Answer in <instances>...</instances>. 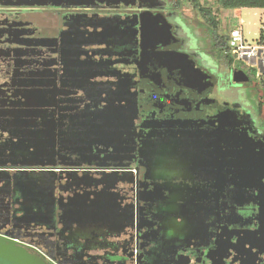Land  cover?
Wrapping results in <instances>:
<instances>
[{
	"label": "flooded vegetation",
	"instance_id": "obj_1",
	"mask_svg": "<svg viewBox=\"0 0 264 264\" xmlns=\"http://www.w3.org/2000/svg\"><path fill=\"white\" fill-rule=\"evenodd\" d=\"M121 1L52 8L34 45L0 7V233L54 264H264V106L218 98L240 68L210 65L182 11Z\"/></svg>",
	"mask_w": 264,
	"mask_h": 264
},
{
	"label": "trees",
	"instance_id": "obj_2",
	"mask_svg": "<svg viewBox=\"0 0 264 264\" xmlns=\"http://www.w3.org/2000/svg\"><path fill=\"white\" fill-rule=\"evenodd\" d=\"M131 0H129L130 2ZM170 9L182 11L183 6L190 4L198 15L203 19L200 24V32L205 39V50L218 66L225 65L228 68H240L251 76L250 82L261 85L262 94L260 98V107L264 106V74L258 77L252 67L241 60H237L231 52L230 44L227 39V33L222 31V19L219 18L214 11L209 0H165ZM218 6L226 9L241 8H261L264 9V0H216ZM122 3L121 0H0V7L19 8L16 17L18 22H13L14 27L23 33L24 37L31 45L42 38H47V34L43 33L44 28L40 25L48 26V21L54 18V10L52 8H75V7H94L102 4ZM10 11V10H9ZM14 12V10H13ZM182 13V12H181ZM68 15V12H57V16L61 22V18ZM185 17H187L185 15ZM189 18V17H187ZM20 19V20H18ZM12 25V24H11ZM264 41V38H263ZM34 42V43H33ZM37 49V48H35ZM47 45H40L37 50H47ZM73 243V242H72ZM80 245L79 243H74ZM2 259V258H1ZM4 260V259H3ZM7 264H11L6 261ZM54 264V263H50Z\"/></svg>",
	"mask_w": 264,
	"mask_h": 264
},
{
	"label": "rangeland",
	"instance_id": "obj_3",
	"mask_svg": "<svg viewBox=\"0 0 264 264\" xmlns=\"http://www.w3.org/2000/svg\"><path fill=\"white\" fill-rule=\"evenodd\" d=\"M210 4L212 5L214 11L216 12L217 16L222 19V31L227 33L231 28L235 26H243V31L245 37L252 43H255V39L259 35V28L262 25V19H264V9L261 8H241V9H233V10H226L220 6H218L216 0H209ZM182 12L189 18L185 16H178L177 21L184 25L185 32H188L192 36V40L195 44L199 45L202 49H206L205 47V39L202 36L200 30V24L203 23V19L198 13L195 12L193 7L190 4L184 5ZM41 27L44 28V32L46 34H51L52 29H48L47 25L41 24ZM108 28L110 33L113 37H120L122 35V31L124 30V24L119 20L113 19L108 23ZM189 40L188 42H192ZM248 64V63H247ZM210 65L217 68L218 65L213 60L211 61ZM250 67H252L258 77L262 74L260 72V68L258 65H254L249 63ZM220 69L222 68L223 71L227 69V66L221 65L219 66ZM221 69V71H222ZM232 73L223 72L224 77L221 79V84L225 86V91L221 96L218 98L223 100H229L232 103L240 102L244 98L247 103H258L260 100V96L262 94L258 89V86L254 85L252 82H247L241 85L240 87H231L230 83L232 84ZM227 79V80H226ZM228 80H230L229 83ZM243 99L242 101L245 102ZM243 103L239 104L238 106H242ZM245 105V104H243ZM264 109V108H263ZM256 111V110H255ZM258 119L261 121V124L264 125V112H256Z\"/></svg>",
	"mask_w": 264,
	"mask_h": 264
},
{
	"label": "water",
	"instance_id": "obj_4",
	"mask_svg": "<svg viewBox=\"0 0 264 264\" xmlns=\"http://www.w3.org/2000/svg\"><path fill=\"white\" fill-rule=\"evenodd\" d=\"M154 53L147 55L143 59V66L147 63L148 58ZM151 57L152 64L150 67L154 69L158 73L160 72H169L173 71V60L174 57L166 56V55H153ZM177 59V58H176ZM180 63V58L177 59ZM145 61V62H144ZM170 69V70H169ZM250 80L249 75L243 69H236L232 73V84L236 83H244ZM111 201H107L103 199L99 202V208L103 214H111L112 211L110 209ZM113 204V203H112ZM99 213L96 212L95 214ZM138 225V224H137ZM103 236V235H101ZM73 242L72 236H70ZM139 238V236H138ZM0 258L5 259L6 261L10 262L11 264H50L47 260L45 254H43L39 248L33 243V241H24L17 235H9L0 233Z\"/></svg>",
	"mask_w": 264,
	"mask_h": 264
},
{
	"label": "built area",
	"instance_id": "obj_5",
	"mask_svg": "<svg viewBox=\"0 0 264 264\" xmlns=\"http://www.w3.org/2000/svg\"><path fill=\"white\" fill-rule=\"evenodd\" d=\"M264 19L259 28V35L255 43L250 42L244 35L243 26H235L227 32V39L231 52L237 60L258 65L260 72L264 74Z\"/></svg>",
	"mask_w": 264,
	"mask_h": 264
}]
</instances>
